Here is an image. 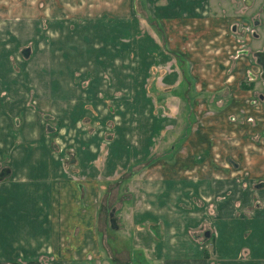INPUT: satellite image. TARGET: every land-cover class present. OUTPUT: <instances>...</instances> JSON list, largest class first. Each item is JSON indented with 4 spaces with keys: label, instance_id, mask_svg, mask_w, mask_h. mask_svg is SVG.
<instances>
[{
    "label": "rangeland",
    "instance_id": "obj_1",
    "mask_svg": "<svg viewBox=\"0 0 264 264\" xmlns=\"http://www.w3.org/2000/svg\"><path fill=\"white\" fill-rule=\"evenodd\" d=\"M185 2L197 18L189 24L171 19L166 0H0V101L6 105L0 126L17 130L26 117L40 121V130L53 137L51 152L62 157L64 183L84 181L82 197L86 181L100 176L82 160L90 146L96 148L90 144L95 133L103 132L107 144L126 137L149 144L151 155L135 157L142 162L129 161L115 179H98L111 182L95 197L103 260L123 250L125 257L130 242L110 228L108 213L116 219L134 207L141 182L154 174L146 167L167 163L174 153L168 147L180 144L190 127L200 129L206 113L197 102L205 99L215 105L208 109L220 111L240 97L257 106L256 116L264 111V81L254 57L264 48V0ZM214 18L221 26L209 25ZM240 83L253 87L237 90ZM139 104L142 115L135 113ZM236 109L229 122L245 120V108Z\"/></svg>",
    "mask_w": 264,
    "mask_h": 264
},
{
    "label": "crops",
    "instance_id": "obj_2",
    "mask_svg": "<svg viewBox=\"0 0 264 264\" xmlns=\"http://www.w3.org/2000/svg\"><path fill=\"white\" fill-rule=\"evenodd\" d=\"M166 1L163 7L172 10V20L189 24L194 18L186 0ZM204 20L206 25L209 19ZM221 23L214 18L209 25ZM249 103L230 98L225 108L211 111L215 105L197 102L205 110V122L168 147L174 153L167 163L157 160L147 166L154 174L141 182L134 207L116 218V230L130 241L128 252L125 257V250L114 258L107 254L104 260L98 235L102 214L95 197L111 182L98 179H115L128 170L129 161L142 162L135 157L151 155L148 142L139 138L133 144L126 137L112 145L105 143L103 132L95 133L90 144L96 148L90 151V146L82 160L92 162L88 169L100 176L86 181L88 194L82 197L84 181L64 183L62 157L51 152L53 137L40 130V121L26 117L17 130L4 123L0 162L8 160L10 174L0 181V264H264V111L256 116L257 106ZM4 105L1 100L0 107ZM240 106L247 112L245 120L229 122ZM134 108L142 115L141 104ZM32 128H38L36 135Z\"/></svg>",
    "mask_w": 264,
    "mask_h": 264
},
{
    "label": "water",
    "instance_id": "obj_3",
    "mask_svg": "<svg viewBox=\"0 0 264 264\" xmlns=\"http://www.w3.org/2000/svg\"><path fill=\"white\" fill-rule=\"evenodd\" d=\"M254 57L256 59V63L261 67V72H262L261 78L264 80V49L262 50V52L254 53ZM9 174H10L9 169L7 168L0 169V181L8 177ZM109 217H110L109 219L110 228L112 230H116L118 226L116 225L117 220L113 218V211L109 214ZM204 236L208 237L209 236L208 232Z\"/></svg>",
    "mask_w": 264,
    "mask_h": 264
},
{
    "label": "trees",
    "instance_id": "obj_4",
    "mask_svg": "<svg viewBox=\"0 0 264 264\" xmlns=\"http://www.w3.org/2000/svg\"><path fill=\"white\" fill-rule=\"evenodd\" d=\"M253 87V85H249V86H246V85H244V84H242V83H240L239 84V89L241 90V91H248V90H250L251 88ZM57 132V131H56ZM151 162V161H150ZM149 166V165H148ZM147 168V167H146Z\"/></svg>",
    "mask_w": 264,
    "mask_h": 264
},
{
    "label": "flooded vegetation",
    "instance_id": "obj_5",
    "mask_svg": "<svg viewBox=\"0 0 264 264\" xmlns=\"http://www.w3.org/2000/svg\"><path fill=\"white\" fill-rule=\"evenodd\" d=\"M264 49V48H263ZM258 52H262V50L261 51H258ZM256 60V59H255ZM261 68V67H260ZM261 76H262V72H261ZM262 79V78H261ZM263 80V79H262ZM264 81V80H263ZM261 103H262V101H261Z\"/></svg>",
    "mask_w": 264,
    "mask_h": 264
}]
</instances>
